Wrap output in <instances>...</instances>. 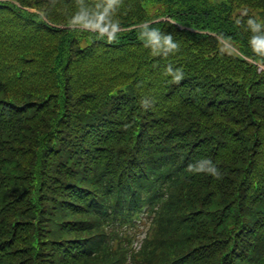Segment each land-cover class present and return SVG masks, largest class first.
<instances>
[{
    "label": "trees",
    "instance_id": "trees-1",
    "mask_svg": "<svg viewBox=\"0 0 264 264\" xmlns=\"http://www.w3.org/2000/svg\"><path fill=\"white\" fill-rule=\"evenodd\" d=\"M219 38L264 64V0H0V264H264V71Z\"/></svg>",
    "mask_w": 264,
    "mask_h": 264
}]
</instances>
